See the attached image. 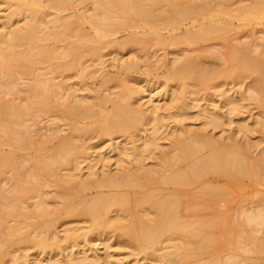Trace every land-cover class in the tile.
Returning a JSON list of instances; mask_svg holds the SVG:
<instances>
[{"label":"rangeland","instance_id":"1","mask_svg":"<svg viewBox=\"0 0 264 264\" xmlns=\"http://www.w3.org/2000/svg\"><path fill=\"white\" fill-rule=\"evenodd\" d=\"M211 3L210 11L196 19H188L182 23L157 21L155 25L126 23V14L114 9L110 15L118 27L114 34L103 36L96 41L98 37L94 39L91 28V22L95 18L93 12L96 0H76L64 12V15L75 21L80 17L85 18L84 21L80 19V22L86 34L90 36V40L80 43L77 52L72 54L55 55L46 60L26 62L23 65L28 70L18 73L16 83H9L5 80L7 87L0 85V95L11 104L22 108L19 121L12 124L13 128L18 131H27L31 140L35 141L33 145L22 148L20 145L11 146L4 138H0V147L6 153L13 154L15 159L13 166L18 167L21 173V177L14 184L10 180L15 175V170L12 165L6 166L0 170V185L8 188L9 193L5 192L8 195L14 194L15 197L20 195L21 198L18 199L25 204H20L21 212L14 211L10 215L12 211L9 208L12 206L0 202L1 223H6L7 225L4 224V226L7 227L9 224L22 225L20 233L13 235L8 232L7 227L4 228L0 224V234L3 233L0 239H3V236L5 239H9V236L10 239L19 238L17 239L19 243L14 245L15 247L7 248L4 254L2 251L0 264H16L15 258L20 253L31 255V258H41L44 255L42 249H37L38 247L36 248L32 242L38 238L37 227L43 225L47 219L56 220L59 236H64L66 228L70 226L78 227L74 233L89 230L90 222L78 218L71 221L64 208L69 203L75 204L82 198L89 199L98 193L126 198L127 209H129L127 219L131 220L141 216L147 222H156L161 218L157 213L144 215L140 212L141 207L149 206L150 200L165 198L176 200L175 209L181 222L194 223L196 227L205 222H216L218 226L214 229L215 237L221 242L225 241L224 245L220 249L204 254L203 249L194 250L195 244L190 241L192 238L180 231L181 225V229L164 235L165 237H162L153 248L141 251L133 248L134 244L119 229L108 227L105 231L95 233L97 235L92 233V238L90 237L92 241H89V244L84 242V239H80L82 241L77 239V242H82L78 245L73 240L75 247H72L71 243V245L67 242L61 243V245L67 246L68 244L69 246L63 255L67 256L72 251L83 253L84 248H88L90 249H87L88 252L96 249L100 252L103 262L99 261V264H162L154 253L165 255L167 252H175L176 247L182 246L191 252L198 253V256L185 260L191 264H214L216 260L228 264V258L234 253L239 256L247 255L252 261H256L257 258L264 260V232L250 229L244 219L250 211L264 208V177L255 180V178L232 177L217 172H208L202 176H196L185 184L164 182L161 179L164 174L170 172L162 170L160 161L174 160L173 155L179 152L175 148V142L181 136H185L183 135L184 130L203 131L208 137L221 143L231 142V136L234 135L243 146L244 154L255 157V159H264V126L256 124L258 118H264V91L260 101L254 103L245 99L251 93L249 87L264 86V73L243 71L235 56L237 52L255 59L264 57V2L230 0L226 4L216 3V1ZM7 5L5 0H0V17L10 12ZM43 11L42 15L47 19L54 15V11L47 6V2L44 4ZM209 18H215L213 22L224 27L220 33L199 42L176 41L195 32L201 22L208 21ZM25 23L26 20H21L19 25L23 26ZM42 36L44 38L38 45L58 46L59 49L61 45H70L72 40L68 37L66 42H62L61 39L57 41L47 33H43ZM20 49L17 48V50ZM187 56L194 58V62L209 72V76L212 77L208 85L189 81V92L184 91V84L180 80L167 79L168 73L175 65L174 60H182ZM125 61L136 63V66L126 69L123 66ZM68 65L72 68L67 69ZM90 65L93 66L91 71L101 67L100 65H103V68L91 74L85 73L82 68ZM49 79L53 80L54 92L47 95H51L52 103L42 105L40 103L42 91L37 89L33 95L31 94L32 96H29L27 90L31 85L36 87ZM122 81L136 86L144 94L141 100L133 101L135 106L148 107L152 103L151 97L159 96L157 100H160L156 104L160 107L158 109L159 121L163 124L160 133L163 137L160 139L158 148L154 150V155L146 152L141 163L136 161L134 156L125 157L124 161H117L118 151L113 148L117 143L125 144L135 140L140 146L143 137L152 133L155 128V120L152 116H150L151 120L144 121L142 125L138 124L137 130L133 133L102 135L97 128V124H100L103 119L98 106L94 107L97 110L95 116L85 118L67 116L61 105L68 96V92L74 89L79 96V102H83L84 106L94 104L93 102H97L98 98L103 96H109L108 98H111L113 102L118 101L121 99L119 91H121ZM165 89H168V92H164ZM224 91L227 93L223 94ZM104 107L107 110L111 109L112 101H108ZM207 107H215L224 119L219 124H205L202 112ZM7 110L9 111V108ZM233 118L239 123L246 121L254 124L255 128L249 132L250 134L239 132L237 122H233ZM66 139L73 140L84 150L86 146L90 147L84 151L85 154L82 156H76L80 162L81 171L76 169V160L63 162V164L52 162L50 159L57 154L56 148L60 142ZM100 152L106 159L96 165L94 174H89L88 164ZM45 163H51V169L49 166L42 169L43 165H47ZM176 167L181 172L186 171L188 162L178 161ZM128 170L136 172L133 177L138 181L136 184L99 185L98 181L102 180L105 174L116 176ZM144 170L147 172L141 173ZM33 172L38 177L40 176L41 180L44 179L40 188H34L32 175L36 174ZM75 173L77 175H74ZM71 175L75 178H71ZM84 179L94 180L95 184L88 189L80 190L77 184ZM27 184L32 185L33 188H27ZM205 192H211V194ZM41 198L48 199L46 207L51 212L55 211L51 216L48 215L49 218L35 216L36 205L42 200ZM117 209L118 207L112 208L114 215ZM51 234L52 239L54 232ZM241 235L245 238L254 235L259 240L256 245L255 243L250 244L248 249H244L233 243V240ZM1 245L0 248L3 249L4 246ZM24 259L26 260L27 257L21 256L20 260L25 261ZM178 262V264H183V260ZM238 264H243V261Z\"/></svg>","mask_w":264,"mask_h":264},{"label":"bare ground","instance_id":"2","mask_svg":"<svg viewBox=\"0 0 264 264\" xmlns=\"http://www.w3.org/2000/svg\"><path fill=\"white\" fill-rule=\"evenodd\" d=\"M5 1L8 4L7 7L10 9V12L0 17V85H4V87H7L4 83L5 80H7L9 83H16L18 73L26 72L28 70L25 65H23L24 63H31L40 59L46 60L55 55L62 56L70 53L72 54L77 52L80 43L90 40V36L86 34L80 22V19L84 21L85 18L80 17V19L78 18V20L75 21L70 17H66L67 15H64V12L70 6H72L76 0ZM215 1L216 3L219 2L226 4L230 0H96V5L93 12L95 18L91 22L93 37L96 39L97 36V41L103 36L114 34L116 28L118 27L110 15L114 9L126 14L125 21L126 23L130 24L139 25L140 23H144L155 25L157 21L182 23L188 19H196L205 12L210 11L209 7L212 4L211 2ZM45 2H47V6L54 11V15L50 19H47L44 15H42L44 12L43 10ZM259 2H264V0H259ZM108 5H110V7ZM209 19L210 20L208 21L204 20L201 22L195 32H192L185 38L181 40L178 39L176 41L185 43L199 42L205 38H209L211 36H215L217 33H220L224 27L214 23L215 21L213 22V20L215 18ZM21 20H26V23L23 26L19 25ZM43 33L51 34L57 41L61 39L62 42H66L68 37H71L72 40L70 41V45L68 44L69 46L66 44L61 45L60 49L58 46L49 47L38 45V43L44 38L42 36ZM17 48L21 49L17 50ZM235 56L237 57L240 67L243 71H253L258 74L264 73V57L255 59L247 54H241L237 52L235 53ZM174 61L175 65L168 73L167 79L180 80L184 84L185 92H189V81H196V83L200 85H208L212 80V77L208 74L209 72L205 71L196 62H194V58L192 59L191 57L187 56L182 60L175 59ZM135 64L136 63L127 61L123 62V66L126 69L134 68L136 66ZM100 66L101 67H98L97 69L94 68L92 71V65L84 66L82 69L85 71V73L88 72V74H91L93 71L96 72L102 70L103 65ZM71 68V65L67 66V69ZM84 78L85 77H83V79ZM52 86L53 80L49 79L43 82V84L36 86L37 88L33 85L29 86L27 91L30 96L31 94L33 95L37 89H40L42 91V93L40 91L42 97V99H40V103L42 105H49L52 103L50 99L51 95L47 94L54 92ZM260 86L261 85L255 87L253 85L249 87V91L251 93L248 97L246 96V98H244L247 99V101L254 103L260 101L262 98L261 94L264 91V86ZM120 89V100H115L113 102L111 98H108L109 96H103L102 98H98L97 102H93L94 104L87 106H84L83 102H79V96H77L75 89H70L71 93L68 92V96L63 100L61 105L65 109L67 116H81L85 118L95 116L97 114V110L94 107L98 106L102 113L101 116L103 119L100 124H97V128L102 135H112L113 133H133L134 130H137V126L140 124L142 125L144 121L146 122L147 120H151L150 116H152V119L155 120V128L152 130V133L143 137L142 144L140 146L136 144L137 141L135 140L125 144L117 143L115 144V148H113L118 151L117 161H122L128 156H134L135 160L141 163L145 158L146 152H149L150 155H154V150L158 148L160 139L163 137L160 133V130L163 128V124L159 121L158 109L160 107L156 104V102L160 101L157 100L159 96H156V98L151 97L152 103L149 104L148 107L135 106L133 101H139L144 97L141 89L125 81L120 83ZM164 92H168V89H165ZM222 93L226 94L227 91ZM108 101H112V108L107 110L104 109V106ZM7 108H9V111ZM233 109L234 107L231 109V111ZM21 112L22 108L11 104L8 100L0 95V138H4V140L8 141V144L11 146L20 145L23 148L27 147L28 145H33L35 141L33 140V142L31 140L32 138L27 131H18L12 126V124L19 121V118L22 114ZM10 114H12V116H8ZM202 118L205 120V124H219L220 121L224 119L219 110H217L215 107L204 108L202 112ZM232 121L237 122V131L239 132L249 133L253 131V128H255L253 126L254 124L247 123L246 121L244 123H239V121L235 118H233ZM256 124L264 126V118H258L256 120ZM183 135L185 136H181L175 142V148L179 152L173 155L174 160L172 161V159H163L160 161V165L163 168L162 170L165 172H170L169 174H164V176H162L161 179H163L164 182L185 184L192 181L196 176H202L208 172H217L222 175L232 177L255 178V180L257 178L262 179L264 177V159L259 160L257 157V159H255V157H249L244 154L243 146L234 135L231 136L232 141L226 143H221L218 140H214L213 138L208 137L205 132L200 130H184ZM87 148L90 147L86 146L85 150ZM85 150L82 146L76 145V142L73 140L66 139L60 142V145L56 148L57 154H55L54 157H51L50 159H52V162L59 163H68L76 160V169L78 168L81 171L82 168L80 167V162L78 161L77 157L85 154ZM104 159H106L105 156H102V152H100L98 156L88 164L89 174H94L96 171V165L99 162H104ZM178 161L188 162V168L186 171L181 172L178 170L176 167ZM14 162L15 159L13 158V154L6 153L0 147V170L6 166L12 165L13 169L15 170V175H13L10 181L16 184L18 178L21 177V173L18 167L13 166ZM45 164L47 165H43L42 169H46L48 166L51 169V163ZM146 172L147 170H144L141 173L145 174ZM135 173V171L128 170L116 176L113 174H105L104 178L98 182L99 185L108 186L136 184L138 181L133 179ZM74 175H77V173ZM74 175H71V178H75ZM32 177L34 178L35 183L34 188L42 185L41 182L44 179L41 180V177H38L37 174L35 176L32 175ZM20 180H22V178ZM94 184V180L84 179L80 180L77 185L81 190L88 189ZM26 187L30 188L32 185L27 184ZM7 189L8 188L0 185V202L12 206V208H9L12 212H7L11 215L14 213V211L18 212L20 209V204H22L23 201L18 199L21 198L20 195H17V197H15L14 194H12V196L8 195L7 193H9V191H7ZM205 193L211 194V192ZM45 199L37 202L35 216L38 218L40 216H47V218H49L48 215L51 216V214L55 212H51L50 209L46 207L49 201H47L48 199ZM175 203L176 200L169 198L162 200H150L149 206L141 207L139 209L140 212H142L144 215L157 213L161 218L156 222H147V220L141 216L131 220L127 219V212L129 209H127V200L124 197L113 196L107 193H98L89 199L82 198L75 204H67L64 209L71 221L76 218L84 219L91 223V228L81 233H74L75 229H78V227L70 226L66 228L64 236H59L57 233L58 230L56 229V220L47 219L43 225L37 227L36 231H38V238H35V241L32 242L36 248L38 247L37 249H42L44 255H42L41 258H31V255H22V253H20L15 258L16 264H99V261L101 262L103 257H101L102 255L99 254L100 252L97 251V249L95 251L88 252L90 249L87 248V250L84 248L83 253L72 251V253L70 252L71 254L69 253L67 256H65V254L63 255V253L68 249V244H72V247H75L76 245L82 243L80 242L82 241L80 239H84V242L88 243L89 241H92V239L90 240L92 233L93 235H97L99 232H101V230L105 231L108 227L119 229V231H121V233H123V235L129 239L132 244H134L133 248H138V250L141 251L153 248L161 241L162 237H165L164 235H167L176 229H181V225L182 229L180 231H183L187 236L192 238L190 241L195 244L194 250L203 249L204 251L202 253L204 254L206 252L223 247L225 241L221 242L217 239V237H215L216 233L214 232V229L218 226L216 222H205L199 227H196L194 223L181 222L175 209ZM23 205L25 204L23 203ZM113 207H118L115 215L113 214ZM19 212L21 211L19 210ZM1 219H3V217ZM244 219L250 229L256 232H264L263 207L250 211L245 215ZM222 222L224 223V220ZM0 224H2L1 221ZM4 224L6 223H3L2 226L4 228L7 227L4 226ZM9 225L6 229H8V232L13 235L17 234L22 229L20 227L22 225L20 224H16L17 226ZM221 226H223V224H221ZM53 232L54 236L51 239L50 234ZM2 234L3 233L0 234V238ZM52 235L53 234H51V236ZM2 238L3 239H0V245L3 244L1 246L4 247L3 249L0 248V256H3L2 251H4V254L7 248L19 243V238L17 237H13L14 239L16 238V240L12 238L10 239V236L9 239H5V236ZM77 239L80 241L77 242ZM20 240L22 239L20 238ZM73 240L76 241V245L72 243L74 242ZM258 240L259 238L254 237V235L249 238H245L243 235H241L238 238H235L233 240L234 242L232 240L230 241L235 243L237 246L248 249L250 244L254 245L255 243L256 245ZM65 242L68 243H66L67 246L63 245ZM61 243L63 244L61 245ZM73 244L75 246H73ZM154 255L158 257V261L162 262V264H178L179 260H183V264H191L189 261L185 262V260L189 259V257L198 256V253L191 252L187 248L178 246L176 247L175 252H167L165 255L154 253ZM21 256H25L27 259H24L25 261H21ZM240 261H243V264H264V260L259 258H257L256 261H252L247 255L239 256L236 253L232 254L228 258L227 263L238 264ZM214 264L223 263L221 260H216Z\"/></svg>","mask_w":264,"mask_h":264}]
</instances>
